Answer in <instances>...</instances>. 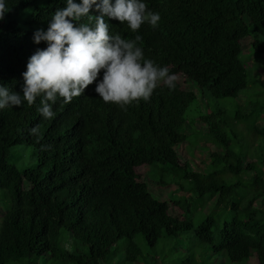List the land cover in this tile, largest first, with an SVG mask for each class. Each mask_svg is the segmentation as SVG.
<instances>
[{
	"label": "trees",
	"instance_id": "16d2710c",
	"mask_svg": "<svg viewBox=\"0 0 264 264\" xmlns=\"http://www.w3.org/2000/svg\"><path fill=\"white\" fill-rule=\"evenodd\" d=\"M145 3L161 17L156 28L133 33L105 19L125 39L139 34L145 56L176 75L175 88L161 85L148 101L120 108L89 85L58 101L50 120L35 104L0 110V264H264V208L256 204L264 201V0ZM8 4L0 84L20 91L28 57L46 47L33 42L35 29L64 5ZM244 44L255 54L251 69L240 57ZM240 95L247 104H210ZM196 99L203 105L190 119ZM192 119L206 130L198 137L207 148L215 146L196 165L180 152L196 132H185ZM239 124L254 134L250 143ZM140 166L157 186H172L169 195L150 190ZM213 199L197 218L172 210Z\"/></svg>",
	"mask_w": 264,
	"mask_h": 264
},
{
	"label": "clouds",
	"instance_id": "9594fccd",
	"mask_svg": "<svg viewBox=\"0 0 264 264\" xmlns=\"http://www.w3.org/2000/svg\"><path fill=\"white\" fill-rule=\"evenodd\" d=\"M63 5L51 13L46 29L33 33V42L46 47L28 57L21 90L0 84V110L35 104L40 116L50 120L58 101L70 103L89 85L105 103L120 108L148 101L161 85L175 88L176 75L145 56L139 34L125 39L110 32L105 19L133 33L145 24L156 28L161 17L145 0H63ZM9 10L8 0H0V21ZM29 131L35 134L37 128Z\"/></svg>",
	"mask_w": 264,
	"mask_h": 264
},
{
	"label": "rangeland",
	"instance_id": "374dc122",
	"mask_svg": "<svg viewBox=\"0 0 264 264\" xmlns=\"http://www.w3.org/2000/svg\"><path fill=\"white\" fill-rule=\"evenodd\" d=\"M246 42V41H245ZM244 42V43H245ZM247 44H244L242 47V51L240 54V57L242 60L245 61L246 66L248 67V69H251L252 67V63H256L254 62V56L255 54L251 51H247ZM252 62V63H251ZM249 79V77H248ZM201 101V100H200ZM199 99H196V102L193 103L190 107V110H187V117L188 118H193L194 116H197V112H196V108H194L195 106H202L203 102H200ZM210 101V100H209ZM199 102L201 103V105L199 104ZM245 95H240L238 98H218L213 100L212 102H210L211 106H240V104H245ZM247 104V103H246ZM205 106V103H204ZM232 111H233V107H232ZM231 111V112H232ZM264 118V115H263ZM262 120V119H261ZM257 125H262V122L259 121L257 122ZM195 128L196 132L189 134L188 137L186 138L185 143L183 144V147L180 149L181 154L186 157L190 163H192L193 165H196L198 163V161L205 159L209 156V150H213L215 148V146L212 143L210 144V148H207V143H206V138L205 136H201L198 137V135L201 134V132H205L206 130L201 128V126L199 125L198 122L195 121V119L192 121H189L185 123V132L186 134H188V129L189 128ZM238 129L240 130L242 136L247 139L248 143H250L251 138L254 136V134H248L246 133V129L244 128V126L242 124L238 125ZM27 153H25V155L22 157L23 161H27L28 159ZM137 171L141 174H143L144 176H147V170L145 166H140L137 168ZM150 180H153V183L148 182V186L150 188V190H155V192H157L158 195L160 196H167L169 195V189L172 188V186H157L154 183V180H156V175L153 172H148V176ZM257 205H260V208H264V201L261 203L259 201L256 202ZM199 204H194L193 207L191 208L190 212H185L183 214V212L181 213V210L177 207L173 208V213L179 217H193V218H197L196 215L200 214V211H209L211 209V207L214 205V199L210 200L207 205H205L204 207L198 206ZM1 206L3 207L2 203L0 202V214L2 213L3 209L1 208ZM184 215V216H183ZM248 264H255V260L254 258L250 259Z\"/></svg>",
	"mask_w": 264,
	"mask_h": 264
}]
</instances>
